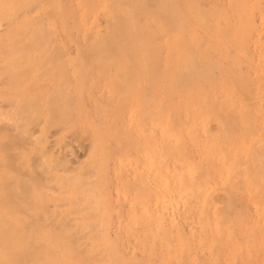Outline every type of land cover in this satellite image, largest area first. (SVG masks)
Returning a JSON list of instances; mask_svg holds the SVG:
<instances>
[{"label":"rangeland","instance_id":"obj_1","mask_svg":"<svg viewBox=\"0 0 264 264\" xmlns=\"http://www.w3.org/2000/svg\"><path fill=\"white\" fill-rule=\"evenodd\" d=\"M240 1L0 0V264H264V0Z\"/></svg>","mask_w":264,"mask_h":264},{"label":"bare ground","instance_id":"obj_2","mask_svg":"<svg viewBox=\"0 0 264 264\" xmlns=\"http://www.w3.org/2000/svg\"><path fill=\"white\" fill-rule=\"evenodd\" d=\"M231 1H233V0H231ZM241 1H242V0H241ZM241 1H240V2H241ZM222 2H223V1H222ZM244 2H245V0H244ZM244 2H243V3H244ZM249 2H250V1H249ZM254 2H255V1H254ZM245 3H248V2H245ZM223 4H224V3H222V5H223ZM228 4H229V3H228ZM258 4H259V3H258ZM258 4H257V5H258ZM230 5H231V4H230ZM241 5H243V4H241ZM241 5L239 4V6H241ZM261 5H262V4H261ZM220 6H221V5H220ZM224 6H225V5H224ZM224 6H223V7H224ZM234 7H235V6H234ZM244 7H245V6H244ZM260 7H261V6H260ZM236 8H237V7H236ZM239 8H240V7H239ZM242 8H243V7H242ZM248 8H249V6H248ZM257 8H259V6H257ZM243 9H244V8H243ZM243 9H242V10H243ZM234 11H236V10H234ZM247 11H248V10H247ZM236 13H237V12H236ZM239 13H240V12H239ZM230 14H231V13H230ZM241 14H242V12H241ZM245 14H246V13H245ZM250 14H251V13H250ZM236 15H237V14H236ZM238 15H239V14H238ZM238 15H237V16H238ZM229 16H230V15H229ZM239 16H241V15H239ZM247 16H248V15H247ZM250 16H251V15H250ZM230 17H232V16H230ZM245 18H246V17H245ZM240 19H242V18L240 17ZM246 19H247V18H246ZM227 20H228V19H227ZM250 20H251V19H250ZM255 20H256V19H255ZM237 21H238V20H237ZM226 22H228V21H226ZM240 22H241V21H240ZM244 22H245V21H244ZM246 22H248V20H247ZM251 22H252V21H250V23H251ZM256 22H257V21H256ZM230 23H231V22H230ZM236 23H237V22H236ZM236 23H235V26H236ZM242 23H243V22H242ZM245 24H246V23H245ZM247 25H248V23H247ZM235 26H234V27H235ZM239 26H240V25H238V27H239ZM252 26H254V25H252ZM256 26H257V25H256ZM256 26H255V27H256ZM245 27H247V26H245ZM250 27H251V26H250ZM250 27H249V28H250ZM228 28H233V27L228 26ZM228 28H227V29H228ZM236 28H237V26H236ZM242 28H243V27H242ZM253 28H254V27H253ZM243 29H244V28H243ZM238 30H239V29H238ZM240 30H241V29H240ZM231 31H232V30H231ZM235 31H236V30H235ZM241 31H242V30H241ZM250 31H251V30H250ZM236 33H237V32H236ZM260 33H261V32H260ZM233 34H234V33H233ZM226 35H227V34H226ZM241 36H243V34H242ZM245 37H246V36H245ZM236 39H237V38H236ZM243 39H244V38H243ZM238 41H239V40H238ZM240 41H241V40H240ZM232 43H233V42H232ZM243 43H244V42H243ZM246 43H247V42H246ZM260 43H261V42H260ZM260 43L258 44V46L260 45ZM255 44H256V43H255ZM242 45H243V44H242ZM251 46H252V45H251ZM258 46H256V47H258ZM239 48H240V47H239ZM253 49H254V48H253ZM248 51H249V50H248ZM248 51L246 50V54L248 53ZM251 53H253V52H251ZM248 54H250V52H249ZM203 55H205V54H203ZM250 56H251V54H250ZM253 56H254V55H253ZM253 56H252V57H253ZM246 57H247V56H246ZM191 58H192V57H191ZM208 58H209V57H208ZM193 59H194V58H193ZM249 59H250V58H249ZM249 59L246 60V61H249ZM194 60H195V59H194ZM184 62H185V61H184ZM187 62H188V61H187ZM200 62H201V61H200ZM228 62H229V61H228ZM250 62H251V61H250ZM251 63H253V62H251ZM258 63H259V62H258ZM256 64H257V62H256ZM192 65H193V64H192ZM199 65H200V64H199ZM211 65H212V64H211ZM249 65H251V64H249ZM252 65H253V64H252ZM254 65H255V64H254ZM197 66H198V65H197ZM190 67H191V66H190ZM193 67H195V66H193ZM212 67H213V66H212ZM226 67L229 68L228 66H226ZM232 67H233V66H232ZM257 67H258V66H257ZM195 68H196V67H195ZM198 68H200V66H199ZM204 68H205V67H204ZM191 69H192V68H191ZM200 69H201V68H200ZM202 69H203V68H202ZM202 69H201V70H202ZM239 69H240V68H239ZM193 70H194V69H193ZM193 70H192V71H193ZM205 70H206V69H204V70H202V71L205 72ZM209 70H210V69H209ZM240 70H241V69H240ZM192 71H191V72H192ZM195 71L199 74V72L197 71V69H196ZM206 71H207V70H206ZM212 71H213V70H212ZM234 71H237V70H234ZM241 71H242V70H241ZM196 72H195V73H196ZM204 72H203V73H204ZM262 72H263V71H262ZM200 73H201V72H200ZM240 73H241V72H240ZM258 73H260V72H258ZM185 74H186V73H185ZM193 74H194V71H193ZM198 74H196V75H198ZM204 74H205V73H204ZM234 74H235V72H234ZM202 75H203V74H202ZM205 75L207 76V74H205ZM213 75H214V74H213ZM199 76H200V74L198 75V77H199ZM238 76L240 77L241 75H238ZM238 76H237V77H238ZM243 76H244V75H243ZM243 76H242V78L244 79ZM249 76H251V75L249 74ZM202 77H205V76H202ZM217 77H218V76H217ZM234 77H235V76H234ZM247 77H248V76H247ZM256 77H257V76H256ZM196 78H197V77H196ZM200 78H201V77H200ZM206 78H207V77H205V79H206ZM215 78H216V76H215ZM224 78H225V77H224ZM240 78H241V77H240ZM182 79H183V78H182ZM192 79H193V77H192ZM243 79H242V80H243ZM245 79H246V78H245ZM245 79H244V80H245ZM250 79H251V78H250ZM252 79H254V78H252ZM194 80H195V78H194ZM198 80H200V79H198ZM207 80H208V79H206V81H207ZM210 80H211V79H210ZM213 80H214V79H213ZM217 80H219V79H217ZM217 80H216V81H217ZM221 80H222V79H221ZM235 80H236V79H235ZM242 80H241V81H242ZM246 80H247V82H248V79H246ZM203 81H204V80H203ZM214 81H215V80H214ZM214 81L211 80L210 82H209V81H208V82L211 83V82H214ZM258 81H259V80H258ZM221 82H223V81H221ZM244 82H246V81H244ZM244 82H242V83L244 84ZM204 83H205V82H204ZM185 84H186V83H185ZM243 84H242V85H243ZM246 84H248V83H246ZM259 84H260V83H259ZM199 85H200V84H199ZM211 85H212V84H211ZM211 85H210V88H211ZM213 85H214V84H213ZM215 85H217V84H215ZM222 85H223V84H222ZM202 86H203V85H202ZM219 86H220V85H219ZM243 86H244V85H243ZM246 86H249V85H246ZM252 86H253V85H252ZM256 86H258V85H256ZM256 86H254V87H256ZM204 87H205V86H204ZM215 87H217V86H215ZM244 87H245V86H244ZM244 87H243V88H244ZM249 87H250V86H249ZM185 88H186V87H185ZM257 88H258V87H256V89H257ZM259 88H260V87H259ZM199 89H200V88H199ZM213 89H214V87H213ZM213 89L211 88V90H213ZM220 89H221V88H220ZM253 89L256 90L255 88H253ZM263 89H264V88H263ZM206 90H207V89H206ZM216 90H217V89H216ZM257 90H259V89H257ZM193 91H194V90H193ZM197 91H198V90H197ZM209 91H210V89L208 90V92H209ZM213 91H214V90H213ZM245 91H246V90H245ZM216 92H217V91H216ZM255 92H256V91H255ZM214 93H215V92H214ZM185 94H187V93H185ZM190 94H191V93H190ZM204 94H205V93H204ZM215 94H216V93H215ZM191 95H192V94H191ZM207 95H208V94H207ZM217 95H218V94H217ZM167 96H168V95H167ZM176 96H177V95H176ZM203 96H204V95H203ZM208 96H209V95H208ZM220 96L222 97V95H220ZM228 96H229V95H228ZM261 96H262V95H261ZM205 97H206V95H205ZM205 97H203L204 100H206ZM226 97H227V96H226ZM219 98H220V97H219ZM187 99H188V98H187ZM195 99H196V98H195ZM198 99H199V98H198ZM198 99H196V100H198ZM207 99H208V98H207ZM217 99H218V98H216V100H217ZM225 99H226V98H225ZM182 100H183V98H182ZM184 100H185V99H184ZM196 100H195V101H196ZM211 100H212V99H211ZM236 100H237V97H236ZM236 100H235V101H236ZM185 101H186V100H185ZM198 101H199V100H198ZM190 102H192V101H190ZM223 102H224V101H223ZM225 102H226V101H225ZM182 103H183V102H182ZM214 103H217V102L215 101ZM233 103H234V102H233ZM248 103H249V102H248ZM251 103H252V102H251ZM188 104H189V103H188ZM196 104H197V103H196ZM238 104H239V103H238ZM181 106H182V105H181ZM181 106H179V107H181ZM186 106H187V104H186ZM217 106H218V105H217ZM228 106H229V105H228ZM244 106H245V105H244ZM183 107L186 109L185 105H184ZM192 107H193V106H192ZM196 107H197V106H196ZM222 107H223V106H222ZM238 107H239V106H238ZM254 107H255V106H254ZM204 108H205V107H204ZM208 108H209V107H207V109H208ZM223 108H224V107H223ZM255 108H256V107H255ZM258 108H259V107H257V109H258ZM182 109H183V108H182ZM187 109H188V108H187ZM210 109L216 112V110H214V109H215L214 107H213V108L211 107ZM246 109H248V107H246ZM205 110H206V109H205ZM187 111H189V109H188ZM189 112H190V111H189ZM222 112H223V111H222ZM224 112H225V110H224ZM224 112H223V113H224ZM232 112H233V111H232ZM244 112H245V111H244ZM184 113H186V112H184ZM211 113H212V112H211ZM213 113H214V112H213ZM213 113H212V114H213ZM237 113H238V112H237ZM181 114H182V113H181ZM194 114H195V113H194ZM199 114H200V113H199ZM209 114H210V111H209ZM212 114H211V115H212ZM214 114L217 115V113H214ZM214 114H213V115H214ZM219 114H220V113H219ZM219 114H218V115H219ZM221 114H222V113H221ZM231 114H232V113H231ZM256 114H257V113H256ZM168 115H169V114H168ZM183 115H184V114H183ZM243 115H245V113H244ZM177 116H178V115H177ZM200 116H201V115H200ZM239 116H240V115H239ZM247 116H248V113H247ZM170 117H171V116H170ZM179 117H180V114H179ZM202 117H203V116H202ZM218 117H219V116H218ZM228 117H229V116H228ZM249 117H250V116H249ZM186 118H187V117H186ZM223 118H224V117H223ZM225 118H226V117H225ZM236 118H237V117H236ZM193 119H194V118H193ZM196 119H197V118H196ZM245 119H247V118L245 117ZM256 119H257V118H256ZM191 120H192V119H191ZM218 120H221V119L218 118ZM223 120H224V119H222V121H223ZM242 120H244V119H242ZM252 120H253V118H252ZM194 121H195V120H194ZM198 121H199V120H198ZM203 121H204V120H203ZM226 121H227V119H226ZM246 121H247V120H246ZM263 121H264V120H263ZM172 122H173V119H172ZM187 122H188V121H187ZM230 122H231V121H230ZM176 123H177V122H176ZM176 123H175V124H176ZM199 123H201V122H199ZM247 123H248V122H247ZM178 124H179V123H178ZM189 124H190V123H189ZM189 124H188V125H189ZM196 124H197V123H196ZM222 124H223V123H222ZM234 124H235V123H234ZM240 124H241V123H240ZM240 124H239V125H240ZM253 124H254V122H253ZM170 125H171V124H170ZM172 125H173V124H172ZM179 125H180V124H179ZM179 125H178V126H179ZM181 125H182V124H181ZM220 125H221V124H220ZM225 125H226V123H225ZM225 125H224V126H225ZM228 125H229V124H228ZM231 125H232V124H231ZM244 125H245V124H244ZM173 126H174V125H173ZM173 126H172V127H173ZM245 126H246V125H245ZM186 127H187V126H186ZM189 127H190V126H189ZM194 127H195V126H194ZM196 127H197V126H196ZM204 127H205V126H204ZM228 127H229V126H228ZM240 127H241V126H240ZM243 127H244V126H243ZM246 127H247V126H246ZM176 128H177V127H176ZM176 128H175V129H176ZM223 128H224V127H223ZM229 128L232 129V127H229ZM233 128H234V127H233ZM235 128H236V127H235ZM238 128H239V127H238ZM178 129L181 130L180 128H178ZM191 129H192V128H191ZM191 129L189 128L187 131H189V130H191ZM196 129H197V128H196ZM224 129H225V128H224ZM255 129H256V127H255ZM172 130H173V129H172ZM179 130H177V131H178V133H180V135H181V132H179ZM192 130H193V129H192ZM194 130H195V129H194ZM197 130H198V129H197ZM232 130H233V129H232ZM232 130H231V131H232ZM234 130H235V129H234ZM234 130H233V132H234ZM166 131H167V130H166ZM223 131H224V130H223ZM225 131H226V130H225ZM225 131H224V132H225ZM237 131H238V130H237ZM244 131H245V129H244ZM246 131H247V130H246ZM167 132H168V131H167ZM171 132H172V131H171ZM183 132H184V130H183ZM192 132H193V131H192ZM195 132H197V131H195ZM228 132H229V131H228ZM233 132H232V133H233ZM262 132H263V129H262ZM168 133H170V132H168ZM189 133H190V132H188V134H189ZM235 133H236V131H235ZM241 133H243V130L241 131ZM247 133H248V132H247ZM247 133H246V134H247ZM260 133H261V132H260ZM160 134H161V133H160ZM170 134H173V133H170ZM197 134H198V133H197ZM206 134H207V133H206ZM226 134H227V133H226ZM226 134H225V135H226ZM228 134H229V133H228ZM174 135L176 136V135H178V134L174 133ZM183 135H184V134H183ZM192 135H193V134H192ZM192 135H191V136H192ZM204 135H205V134H204ZM213 135H214V134H213ZM217 135H218V134H217ZM222 135H223V134H222ZM231 135H232V134H231ZM239 135H241V134H239ZM255 135H256V134H255ZM162 136L164 137V135H162ZM175 136H174V138H175ZM185 136H186V135H185ZM187 136H188V135H187ZM202 136H203V135H202ZM205 136H208V135H205ZM229 136H230V135H229ZM233 136L235 137L234 133H233ZM233 136H232V137H233ZM244 136H245V133L243 134V137H242L243 139H245ZM261 136H262V133H261ZM180 137H181V136H180ZM180 137H178V139H180ZM198 137H199V136H198ZM232 137H231V138H232ZM236 137H237V136H236ZM255 137H256V136H255ZM161 138H162V137H161ZM168 138H169V137H168ZM182 138H184V137H182ZM193 138L195 139V138H196V135L193 136ZM214 138H215V137L213 136L212 139H214ZM223 138H224V137H223ZM227 138H228V136H227ZM239 138H240V137H239ZM239 138H238V139H239ZM248 138H249V137H248ZM261 138H262V137H261ZM176 139H177V136H176ZM178 139H177V141H178ZM185 139H186V137H185ZM190 139H191V138H190ZM194 139H193V140H194ZM215 139H216V138H215ZM233 139H234V138H233ZM236 139H237V138H236ZM238 139H237V140H238ZM159 140H160V139H159ZM170 140H171V138H170ZM172 140H173V139H172ZM182 140H183V139H182ZM195 140H197V138H196ZM205 140H206V139H205ZM208 140H209V139H208ZM225 140H226V139H225ZM247 140H248V139H246V141H247ZM173 141H175V140H173ZM173 141H172V142H173ZM200 141H201V139H200ZM223 141H224V139H223ZM179 142H180V141H179ZM179 142H178V144H179ZM182 142H183V143L185 142V144H186V140H185V141H182ZM207 142H208V141H207ZM160 143H162V142H160ZM166 143H168V142H166ZM204 143H205V142H204ZM227 143H228V142H227ZM227 143H226V142H223V144H227ZM243 143H244V142H243ZM252 143H254V140H253V142H251V144H252ZM176 144H177V143H176ZM162 145H163V144H162ZM164 145H167V144H164ZM171 145H173V143H172ZM171 145H170V146H171ZM215 145H217V144H215ZM174 146H175V145H174ZM183 146H184V145H183ZM193 146H194V145H193ZM166 147L168 148L169 146H166ZM185 147H186V146H185ZM194 147H195V146H194ZM199 147H200V146H199ZM199 147H198V148H199ZM223 147H224V146H223ZM223 147L220 148V149H224ZM234 147H235V145H234ZM252 147L254 148V146H250L251 149H252ZM154 148H155V146H154ZM170 148H172V146H171ZM178 148H180V147H178ZM181 148H183V147H181ZM206 148H207V147H206ZM250 148H249V149H250ZM162 149H164V148H162ZM201 149H202V147H201ZM207 149H208V148H207ZM220 149H218V152H219ZM236 149H237V148H236ZM246 149H247V148H246ZM246 149H245V150H246ZM254 149H255V148H254ZM177 150H178V149H177ZM245 150H244V152H245ZM252 150H253V149H252ZM256 150H257V149H256ZM168 151H169V149L167 150V152H168ZM187 151H188V148H187V150H186V148H185V152H187ZM202 151H203V150H202ZM202 151H200V152H202ZM204 151H205V150H204ZM204 151H203V152H204ZM206 151H207V150H206ZM222 151H223V152H222ZM222 151H221V152L224 153V150H222ZM226 151H227V150H226ZM231 151H232V150H231ZM250 151H251V150H250ZM254 151H255V150H254ZM257 151H259V150H257ZM154 152H155V151H154ZM198 152H199V151H198ZM232 152H233V151H232ZM237 152H238V151H237ZM248 152H249V151H248ZM255 152H256V151H255ZM255 152H253L254 155H256ZM259 152H260V151H259ZM163 153H164V152H163ZM170 153H172V152H170ZM188 153H190V152H188ZM225 153H226V152H225ZM249 153H250V152H249ZM161 154H162V153H161ZM164 154H167V153L165 152ZM183 154H184V152H183ZM183 154H182V155H183ZM190 154H191V153H190ZM190 154H189V156L191 157L192 154H191V155H190ZM193 154H194V153H193ZM201 154H202V153H201ZM204 154H205V152H204ZM232 154H235V153H232ZM250 154H251V153H250ZM257 154H258V153H257ZM178 155H179V154H178ZM219 155H221V154H219ZM224 155H225V154H224ZM243 155H244V154H243ZM251 155H252V154H251ZM259 155H260V154H259ZM259 155H258V156H259ZM166 156H167V155H166ZM209 156H210V153H209ZM260 156H261V155H260ZM173 158H174V157H173ZM209 158H210V157H209ZM212 158H213V156H212ZM234 158H235V157H234ZM186 159H187V158H186ZM186 159H184V161L181 159V160L183 161L181 164H183V163L185 162ZM210 159H211V158H210ZM225 159H226V158H225ZM245 159H246L245 161H247V158H245ZM248 159H249V158H248ZM172 160H173V159H172ZM179 160H180V159H179ZM189 160H190V159H189ZM192 160H193V159H192ZM192 160H191V162H193ZM206 160H207V159H206ZM213 160H214V159H213ZM165 161H167V160H165ZM231 161H232V159L230 160V162H231ZM237 161H238V160H237ZM239 161H240V160H239ZM239 161H238V163H239ZM252 161H253V159H252ZM153 162H154V161H153ZM160 162H163V161H160ZM179 162H180V161H179ZM186 162H187V161H186ZM243 162H244V161H243ZM256 162H257V161H256ZM164 163H165V162H164ZM177 163H178V162H177ZM252 163H253V162H252ZM252 163H251V164H252ZM254 163H255V162H254ZM257 163H259V162H257ZM184 164H186V165L188 164V165H189V163H184ZM184 164H183V166H184ZM232 164H233V163H232ZM247 164H248V163H247ZM251 164H248V165H249L248 167H250ZM263 164H264V163H263ZM156 165H157V164H156ZM167 165H168V161H167ZM167 165H165V166L167 167ZM229 165H230V164H229ZM229 165H228V166H229ZM259 165H260V164H259ZM161 166H162V164H161ZM173 166H174V165H173ZM176 166H177V165H176ZM199 166H200V165H199ZM231 166H232V165H231ZM234 166H235V165H234ZM254 166H255V165H254ZM151 167H152V166H151ZM158 167H159V169L161 168L160 166H158ZM162 167H163V166H162ZM168 167H169V166H168ZM177 167H178V166H177ZM202 167H203V166H202ZM205 167H207V166H204V170H205ZM212 167H213V166H212ZM180 168H181V167H180ZM186 168H188V167H186ZM207 168H209V167H207ZM232 168H233V167H232ZM232 168H230V169H232ZM234 168H235V167H234ZM253 168L256 169L255 167H253ZM167 169H168V168H167ZM181 169H182V168H181ZM251 169H252V168H251ZM178 170H179V169H178ZM202 170H203V169H202ZM202 170H201V171H202ZM204 170H203V171H204ZM212 170H213V169H212ZM215 170H216V168H215ZM228 170H229V169H228ZM158 171H159V170H158ZM189 171H190V170H189ZM207 171H209V170H207ZM252 171H253V170H252ZM160 172H161V171H160ZM166 172H167V171H166ZM175 172H176V171H175ZM184 172H185V171H184ZM184 172H183V173H184ZM209 172H210V171H209ZM162 173H163V172H161V174H162ZM173 173H174V172H173ZM179 173H180V172H179ZM204 173H205V172H204ZM235 173H237V172H234L233 177H234ZM171 174H172V173H171ZM206 174H207V173H206ZM208 174H210V173H208ZM250 174H251V173H250ZM175 175H176V174H175ZM184 175H185V174H184ZM217 175H218V174H217ZM236 175L239 176V174H236ZM176 176H177V175H176ZM222 176H223V175H222ZM229 176H230V175H229ZM171 177H172V176H171ZM174 177H175V176H174ZM206 177H207V176H206ZM213 177H214V176H213ZM231 177H232V175H231ZM161 178H162V177H161ZM179 178H180V177H179ZM219 178H220V177H219ZM238 178H239V177H238ZM238 178H237V179H238ZM212 179H213V178H212ZM230 179H231V178H230ZM240 179H241V178H240ZM243 179H244V178H243ZM243 179H242V180H243ZM174 180H175V179H174ZM183 180H185V178H184ZM189 180H190V179H189ZM192 180H193V179H192ZM209 180H210V179H209ZM246 180H248V179H246ZM166 181H167V180H166ZM187 181H188V180H187ZM187 181H186V182H187ZM203 181H204V180H203ZM203 181H202V182H203ZM206 181H207V180H206ZM213 181H214V180H213ZM238 181H240V180L238 179ZM243 181H245V180H243ZM162 182H163V181H162ZM217 182H218V181H217ZM228 182H229V181H228ZM241 182H242V181H241ZM174 183H177V182H174ZM204 183H206V182H204ZM207 183H208V182H207ZM232 183H233V182H232ZM232 183H231V184H232ZM244 183H245V182H244ZM195 184H196V183H195ZM198 184H199V182H198ZM233 184H234V183H233ZM235 184H236V183H235ZM170 185H171V183H170ZM184 185H187V184H184ZM189 185H190V186H193L192 183L189 184ZM189 185H187V186L189 187ZM220 185H221V184H220ZM242 185H243V184H242ZM163 186H164V185H163ZM172 186H173V185H172ZM235 186H236V185H235ZM164 188H165V187H164ZM170 188H171V187H170ZM180 188H181V187H180ZM199 188H200V187H199ZM192 189H193V188H192ZM235 189H236V187H235ZM152 190H153V189H152ZM165 190H166V189H165ZM200 190H201V189H200ZM232 190H233V188H232ZM244 190H245V189H244ZM244 190H243V191H244ZM178 191H179V190H178ZM209 191H210V190H209ZM233 191H234V190H233ZM191 193H192V192H191ZM199 193H200V192H199ZM209 193H210V192H209ZM249 193H250V192H249ZM154 194H155V193H154ZM186 194H187V193H186ZM189 194H190V193H189ZM226 194H227V193H226ZM242 194H243V192H242ZM191 195H192V194H191ZM195 195H196V193H195ZM198 195H199V194H198ZM244 195H245V194H244ZM251 195H252V194H251ZM192 196H193V195H192ZM195 197H196V196H195ZM192 198H193V197H192ZM181 199H182V198H181ZM187 200H188V198H187ZM190 200H191V199H190ZM194 200H195V199H194ZM191 201H192V200H191ZM154 202H155V201H154ZM188 202L190 203V201H188ZM189 203H187V204H189ZM208 203H210V202L208 201ZM155 204H156V203H155ZM157 204H158V203H157ZM159 204H160V203H159ZM189 205H190V204H189ZM193 205H194V204H193ZM147 206H148V205H147ZM171 206H172V205H171ZM192 207H193V206H192ZM199 207H200V206H199ZM196 208H197V207H196ZM183 209H184V208H183ZM188 209H189V208H188ZM230 209H231V208H230ZM177 210H178V209H177ZM198 210H199V209H198ZM163 211H165V209H164ZM186 212H187V211H186ZM191 212H192V214H193V211H191ZM227 212H228V211H227ZM167 213H168V212H167ZM194 213H195V212H194ZM203 213H204V212H203ZM216 213H217V212H216ZM192 214H191V215H192ZM172 217H173V213H172ZM164 218H165V217H164ZM213 218H214V217H213ZM192 219H193V218H192ZM205 219H206V218H205ZM214 219H215V218H214ZM174 220H175V219H174ZM237 220H238V219H237ZM237 220H236V221H237ZM223 221H224V220H223ZM170 222H171V221H170ZM220 222H221V221H220ZM224 222H225V221H224ZM224 222H222V223H224ZM240 222H241V221H240ZM236 223H237V222H236ZM148 224H149V223H148ZM240 224H241V223H240ZM242 224H243V223H242ZM235 228H236V227H235ZM242 228H243V227H242ZM167 229H168V228H167ZM227 229H228V228H227ZM231 229H233V228H231ZM245 229H246V228H245ZM168 231H169V230H168ZM212 232H213V231H212ZM169 233H170V232H169ZM234 235H235V234H234ZM250 235H251V234H250ZM213 236H214V235H213ZM186 237H187V236H186ZM215 237H216V236H215ZM166 238H167V236H166ZM168 239H169V237H168ZM170 239H171V236H170ZM170 239L168 240V242L171 241V243H172V241H173L174 238H173L172 240H170ZM203 241H204V240H203ZM232 241H233V240H232ZM146 242H147V241H146ZM144 243H145V242H144ZM142 244H143V243H142ZM159 244H160V243H159ZM168 244H169V243H168ZM170 245H172V244H170ZM144 246H145V245H144ZM155 246H156V245H155ZM164 246H165V245H164ZM202 246H203V245H202ZM141 247H142V246H141ZM170 247H171V246H170ZM173 247H174V246H173ZM228 247H229V246H228ZM198 248H199V247H198ZM141 249H142V248H141ZM155 249H156V248H155ZM219 250H220V249H218V251H219ZM169 251H172V250H169ZM213 251H214V250H213ZM143 252H144V251H143ZM208 252H209V251H208ZM152 253H153V252H152ZM152 253H151V254H152ZM148 254H149V253H148ZM159 254H160V253H159ZM171 254H172V253H171ZM220 255H221V253H220ZM211 259H212V258H211ZM171 260H172V259H171ZM209 261H210V260H209ZM172 262H173V261H172ZM212 262H214V261H212ZM217 262H218V261H217ZM232 262H233V261H232ZM232 262H231V263H232ZM229 264H230V263H229Z\"/></svg>","mask_w":264,"mask_h":264}]
</instances>
